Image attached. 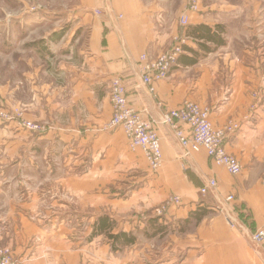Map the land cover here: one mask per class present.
I'll return each mask as SVG.
<instances>
[{
    "label": "crops",
    "instance_id": "crops-1",
    "mask_svg": "<svg viewBox=\"0 0 264 264\" xmlns=\"http://www.w3.org/2000/svg\"><path fill=\"white\" fill-rule=\"evenodd\" d=\"M78 14L58 80L29 75L25 120L42 131L11 124L15 138L0 166V249H10L19 264H264V245L251 239L264 229V0H202L187 26L178 23L183 13L166 18L143 0H81ZM197 24L219 26L226 44L195 64L180 56L151 94L141 82L140 55H159ZM57 33L64 31L50 34V43ZM187 46L199 49L193 38ZM118 75L131 105L156 121L158 171L141 150L129 149L121 128L106 126ZM185 99L208 108L217 128L238 124L225 147L241 162V174L214 164L204 149L183 156L174 130L160 120ZM212 177L216 192L202 194ZM231 194L235 228L227 213ZM172 195L181 204L168 206ZM195 210L208 213L189 218ZM102 214L118 222L113 232L133 231L137 241L113 250L105 235H93ZM156 216L166 227L148 236Z\"/></svg>",
    "mask_w": 264,
    "mask_h": 264
},
{
    "label": "built area",
    "instance_id": "built-area-1",
    "mask_svg": "<svg viewBox=\"0 0 264 264\" xmlns=\"http://www.w3.org/2000/svg\"><path fill=\"white\" fill-rule=\"evenodd\" d=\"M202 0H188L186 11L180 17L183 26L189 24V13L199 11ZM95 13L101 15L103 9L98 8ZM191 37L182 35L175 38L171 48L157 56L147 53L140 55L138 68L141 82L151 94L156 92V84L167 78L172 68L178 63L180 56L184 53V46L188 45ZM110 100L112 104V117L107 123V128H121L127 138L129 149L141 150L149 164V168L158 171L163 165V151L161 140L156 129L154 120H149L134 108L128 98V89L124 79L118 75L112 79ZM161 123L170 126L180 143L183 156L189 157L193 153L205 150L212 162L223 166L230 174L239 175L243 167L238 158L228 152L225 147L226 138L238 129V124L229 123L222 128L213 125L209 109L199 102L185 99L179 106L163 113ZM26 129L39 131L43 126L28 120L21 124ZM264 186V175L261 178ZM218 186L216 177L210 178L201 188L202 194L215 193ZM234 195L231 194L226 201L231 203L227 209L229 224L235 228L237 218L234 214L232 203ZM179 195H172L167 200V205L181 204ZM163 206L161 209H166ZM161 210V212H162ZM251 239L259 245H264V229H257L251 233ZM0 264H19L8 248L0 249Z\"/></svg>",
    "mask_w": 264,
    "mask_h": 264
},
{
    "label": "rangeland",
    "instance_id": "rangeland-1",
    "mask_svg": "<svg viewBox=\"0 0 264 264\" xmlns=\"http://www.w3.org/2000/svg\"><path fill=\"white\" fill-rule=\"evenodd\" d=\"M143 1L159 6V10L166 18L175 12L184 13L188 5V0ZM79 9H81V0H0V163H3L0 166L2 167L8 162L1 158L10 156V143L15 138L11 135L14 131L11 124L16 123L20 126L26 119L23 101L31 84L29 75L35 73L34 76L40 78L37 81L49 80L51 77L58 80L66 62L70 61L67 55L73 49L72 35L74 27L80 21ZM178 23L180 24V16ZM55 30L64 31V34L57 33L55 35L57 42L50 43L49 35ZM15 101L21 103L16 105ZM13 133L15 134V131ZM39 164L40 168L44 165L41 161Z\"/></svg>",
    "mask_w": 264,
    "mask_h": 264
},
{
    "label": "trees",
    "instance_id": "trees-1",
    "mask_svg": "<svg viewBox=\"0 0 264 264\" xmlns=\"http://www.w3.org/2000/svg\"><path fill=\"white\" fill-rule=\"evenodd\" d=\"M222 31L219 26H210L208 24L190 25L187 28V35L197 42L199 49H194L189 46H184V50L191 53H183L181 61L183 63L195 64L204 54L215 51L218 46L225 45L226 40L222 36ZM202 51V52H200ZM208 213L206 210H195L190 213L189 218L200 219ZM118 222L108 214H102L97 217L93 224V235H105L111 243L113 250H120L125 246L131 245L137 241V236L133 231L119 230L113 232L117 228ZM166 226L159 222V217H151L148 220V226L145 229V234L153 236L154 234L163 232Z\"/></svg>",
    "mask_w": 264,
    "mask_h": 264
}]
</instances>
